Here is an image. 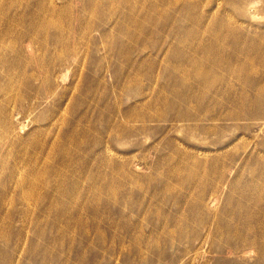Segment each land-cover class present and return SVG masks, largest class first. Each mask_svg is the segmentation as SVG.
Returning a JSON list of instances; mask_svg holds the SVG:
<instances>
[{
  "label": "rangeland",
  "instance_id": "1",
  "mask_svg": "<svg viewBox=\"0 0 264 264\" xmlns=\"http://www.w3.org/2000/svg\"><path fill=\"white\" fill-rule=\"evenodd\" d=\"M9 1L0 264H264V0Z\"/></svg>",
  "mask_w": 264,
  "mask_h": 264
},
{
  "label": "bare ground",
  "instance_id": "2",
  "mask_svg": "<svg viewBox=\"0 0 264 264\" xmlns=\"http://www.w3.org/2000/svg\"><path fill=\"white\" fill-rule=\"evenodd\" d=\"M2 2H3V0H1ZM1 1H0V4H1ZM13 1V0H12ZM14 1H16V0H14ZM114 1H116L117 2V4L118 3H122V2H125V0H114ZM160 1V0H159ZM239 1V0H238ZM18 2L20 3V1H16V2H13V4H16L17 3V5H18ZM24 2H25V0H24ZM252 2H253V0H252ZM9 3H11V0L9 1ZM21 4H22V2H21ZM25 4H26V2H25ZM11 6H10V10H11V7H13L12 6V3L10 4ZM22 6V5H21ZM30 6V5H29ZM65 6V5H64ZM66 8V7H65ZM42 9L46 12L47 11V6H42ZM41 9V10H42ZM50 9V8H49ZM116 9V8H115ZM158 8H156V7H154V8H151V9H147V13L146 14H151L152 13V11H155V10H157ZM19 10H21V9H19ZM51 10V9H50ZM9 11V10H8ZM38 11V10H37ZM43 11V14H42V12H41V14L42 15H39V16H48L46 13H49V16L50 15H52L53 13L55 14V12H57V10L55 11V9H53V10H51V11H55V12H53L52 14H50L51 13V11H47L46 13ZM65 11V10H64ZM10 12V11H9ZM9 12L7 13V16H8V14H9ZM60 12V11H59ZM61 12H63V11H61ZM145 13V12H144ZM63 14H64V12H63ZM2 15V14H1ZM62 15V14H61ZM15 16V15H14ZM22 16V15H21ZM20 16V17H21ZM1 17V16H0ZM3 17V16H2ZM1 17V18H2ZM41 18V17H40ZM43 18V17H42ZM50 18H51V16H50ZM2 19H4V18H2ZM6 19V18H5ZM23 19V18H22ZM47 19H49V18H46V20H45V18H44V22H43V28H44V24L46 23V24H48L49 22H48V20ZM8 21V20H7ZM14 21V20H13ZM19 21H23V20H19ZM36 21H38V19L36 20ZM39 21H41V19L39 20ZM43 21V20H42ZM9 22V21H8ZM11 23V22H10ZM9 23V24H10ZM22 23V22H21ZM23 23H25V22H23ZM22 23V24H23ZM41 22H39L38 23V25L40 26V25H42V23L40 24ZM12 24V23H11ZM37 24V23H36ZM36 24H35V27H36ZM29 25V24H28ZM38 25H37V27H38ZM14 26V25H13ZM16 26V25H15ZM18 27V26H17ZM16 27V28H17ZM29 27H31V26H29ZM33 27V26H32ZM35 27H33L32 29L34 30V28ZM41 27V29H42V31H43V28ZM10 28H11V26H10ZM49 28V27H48ZM18 29V28H17ZM21 29H23V28H21ZM31 29V28H30ZM30 29H27V32H28V30L30 31ZM14 30V29H13ZM24 30H26V29H24ZM37 30V29H36ZM47 29H45V31H46ZM50 29H48V33L50 34V32L51 31H49ZM35 31V30H34ZM41 31V30H40ZM41 31V33L40 34H42V36H43V33H44V31L42 32ZM9 32V31H8ZM22 32V31H21ZM26 32V31H25ZM26 32V33H27ZM32 32V31H31ZM31 32H29L30 34H31ZM25 33V35L24 34H22L21 33V35H19V37L18 38H15L14 40H16V42H18V41H21L23 38H25L24 40L25 41H27V37H28V45L26 46L27 47V49L26 50H28L29 48L31 49L32 48V41H33V39L35 38V35H30V34H26ZM32 34H33V32H32ZM35 34H37L36 32H35ZM38 35V34H37ZM24 36V37H23ZM45 36H46V34H45ZM11 37V36H10ZM9 37V41L8 42H10V38ZM41 37V36H40ZM13 39V38H12ZM39 39V38H38ZM4 40V39H3ZM14 40H12V41H14ZM34 40H36V39H34ZM40 40H41V38H40ZM24 41V42H25ZM21 42H23V41H21ZM21 42H18V43H21ZM24 42H23V44H24ZM37 42V41H36ZM42 42V41H41ZM22 44V43H21ZM7 45H8V43H7ZM35 45H36V43H35ZM34 45V46H35ZM38 45V44H37ZM48 45H49V43H48ZM64 45V44H63ZM4 46L5 45H2L1 46V44H0V58H1V54H2V51H3V49H4ZM25 46V45H24ZM33 46V47H34ZM41 46H42V43H41ZM6 47L7 46H5V49H6ZM9 47V46H8ZM37 47H39V46H37ZM50 47V46H49ZM68 47V46H67ZM18 48V46L15 48V49H17ZM22 48V47H21ZM201 49H202V53L203 54H205V52H208V53H206V54H208V55H206V57H203L202 55V57L200 56V57H198V58H194L193 59V57L192 58H190L189 57V59L190 60H188V61H191V63H193L194 62V67L195 68H193V70H191V71H185V70H178V69H174L175 71H177V72H181V73H183V74H181V75H183V76H186V75H189V74H194L197 78H199V79H201L203 82L205 81L206 82V80L208 81V79H209V76H213L214 75V72L213 71H215V69L216 68H214V69H212V68H206V67H204L203 66V64H201V63H199V62H197L198 60H200V62H204V60H206V59H208V58H210L211 57V53L209 52V50L210 51H212V52H219V55L220 54H222V52H221V50H222V48H220V47H212V48H210L209 49V47L207 48V47H205V46H201L200 47ZM14 49V50H15ZM6 50H11V47H9L8 49H6ZM13 50V49H12ZM11 50V51H12ZM13 50V51H14ZM19 50V49H18ZM17 50V51H18ZM23 50L24 49H22V51L20 52V54L23 52ZM33 50L35 51V48H33ZM36 50H38V49H36ZM48 50V49H47ZM29 52H30V50H29ZM5 53V52H4ZM27 53V52H26ZM210 53V54H209ZM12 54H15V52L13 53L12 52ZM29 54H32V51H31V53H29ZM33 54H34V52H33ZM46 54V53H45ZM17 55V54H16ZM19 55V54H18ZM23 55H24V53H23ZM22 55V56H23ZM3 56V55H2ZM22 56H21V58H22ZM25 57V56H24ZM19 58V57H18ZM20 58V59H21ZM19 59V60H20ZM31 59V58H30ZM234 59V58H233ZM246 59L247 60H251L250 58H249V56L247 57L246 56ZM7 61V60H6ZM34 61V60H33ZM1 62V61H0ZM21 62V61H20ZM19 61H18V63H20ZM196 62V63H195ZM233 61H230L229 63H231V65H229L228 66V68H229V70H232L234 67L233 66H235L234 64V62L232 63ZM22 63V62H21ZM34 63H36V61L34 62ZM219 65H218V67L219 68H221L222 67V65L224 64H220V63H218ZM233 65V66H232ZM17 66V65H16ZM56 66V65H55ZM255 66H252V67H249L250 68V70H254L255 68H254ZM19 68H21V66L19 65ZM223 68V67H222ZM235 68H237V66L235 67ZM240 68V67H239ZM20 70V69H18V67H16L15 68V70ZM1 70V69H0ZM3 70V69H2ZM16 70V71H17ZM12 71H14V68H13V70ZM23 71V76H24V70H21V72ZM11 72V71H10ZM19 72V71H18ZM26 72V71H25ZM54 72V71H53ZM11 73H13V72H11ZM11 73L9 74V75H11ZM210 73H212V75L210 74ZM0 74H2L1 72H0ZM16 74V73H15ZM13 75H14V73H13ZM12 75V76H13ZM20 75V74H19ZM27 74H25V76H26ZM16 77H17V74L15 75ZM24 76V77H25ZM28 77H29V75H27ZM7 77H8V75H7ZM16 77H15V79H16ZM21 77V76H20ZM20 77L18 76V78H19V80H20ZM9 80H10V82L13 80V78H14V76H13V78H11V76H9ZM22 78V77H21ZM30 78V77H29ZM12 79V80H11ZM22 79H26V77L25 78H22ZM32 79V78H31ZM5 80H6V78H5ZM29 81H30V79H28ZM14 81L15 80H13V83L12 84H14ZM21 81V80H20ZM16 82V81H15ZM26 82V81H25ZM28 82V81H27ZM26 82V83H27ZM227 84V83H226ZM226 84H224V85H226ZM254 84V83H253ZM22 85V84H21ZM27 85H28V83H27ZM213 85V84H212ZM12 86V85H11ZM15 86V85H14ZM13 86V87H14ZM205 86H211V85H205ZM255 86V85H254ZM18 87H19V85H18ZM23 87H25V85H23ZM23 87H21L20 86V90H21V88H23ZM10 88V87H9ZM27 88V87H26ZM208 88V87H207ZM14 90H16L15 89V87L13 88ZM25 89V88H24ZM23 89V90H24ZM28 89V88H27ZM1 88H0V94L2 95V93H1ZM19 90V89H18ZM13 91V90H12ZM11 91V92H12ZM25 91H26V89H25ZM29 91H31V92H34L33 90H30V88H29ZM28 91V92H29ZM2 92H3V95H4V97L5 98H7V96H5V94L4 93H6L5 92V90H2ZM13 92H15V91H13ZM22 92V91H21ZM24 92V91H23ZM36 92V91H35ZM8 93H10V89L8 90V92H7V94ZM0 95V96H1ZM32 95H34V94H32ZM3 97V96H2ZM11 99V98H10ZM9 100V99H8ZM9 102H11V101H9ZM1 103H3V102H1ZM6 104H8V103H6ZM9 107V106H8ZM7 110H8V108H6V110L4 109V111L2 110H0V124L3 126V127H1V129H0V151L3 149V143H4V139H3V137H8L10 134H11V130H9V128H7L8 126L6 125V123H8L7 122V120L8 119H10V117H8V114H7ZM4 124V125H3ZM71 140V139H70ZM20 143V142H19ZM19 143H17L16 144V146L19 144ZM15 146V147H16ZM14 147V148H15ZM19 147V146H18ZM17 148V147H16ZM24 148H25V146L22 148V151H24ZM69 152L67 153V157L69 156ZM0 163H1V160H0ZM39 172H42V174H40V175H36V174H34V175H29L28 177H27V179H26V183H29V185L30 186H32V190L29 192V193H25L24 194V196H26V198L27 199H32V200H34L35 202H41V201H47L48 203H50L51 201H52V199H51V197H53V196H51V193L52 192H54L55 191V193H57L56 195H55V202H63L64 201V196L61 194L62 192H56V191H59L61 188H62V185L60 184V182H58L57 184H54V185H52L51 183H48V181L45 179V177H43V176H45V175H47V173H48V169H44V170H40ZM80 176V175H79ZM81 177V176H80ZM39 187H43L44 188V191L45 192H49L48 193V195H45V194H43V195H39L38 193H37V189L39 188ZM2 188H5V186L4 185H1V189H0V203H1V205H2V207H4L5 205H6V190H3ZM90 188H92L93 189V194H95L96 193V191H97V188L93 185V184H91V186H90ZM55 189V190H54ZM53 190V191H52ZM79 198L78 197H76L75 196V193H71V194H69L68 196H67V199H66V202L67 203H69V204H72L73 202H75V201H77ZM15 203H19V196H17L16 198H15ZM1 213V212H0ZM66 213V212H65ZM7 217V216H6ZM6 217H5V219H6ZM8 218H10V216L8 217ZM1 222H2V220H1V215H0V224H1Z\"/></svg>",
  "mask_w": 264,
  "mask_h": 264
}]
</instances>
